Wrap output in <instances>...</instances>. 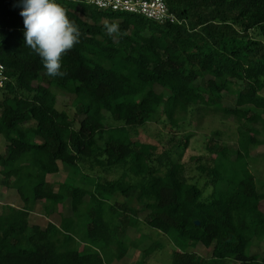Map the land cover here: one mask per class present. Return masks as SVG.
Listing matches in <instances>:
<instances>
[{
  "label": "trees",
  "instance_id": "trees-1",
  "mask_svg": "<svg viewBox=\"0 0 264 264\" xmlns=\"http://www.w3.org/2000/svg\"><path fill=\"white\" fill-rule=\"evenodd\" d=\"M165 1L180 23L58 0L81 35L64 75L51 77L24 45L18 0H0V185L23 203L0 214V264H123L128 232L143 223L170 240L171 264H264L252 252L264 242V193L249 167L264 145V0ZM55 89L74 96L80 122L57 108ZM188 116L231 120L238 135L237 149L212 140L191 178L179 160ZM151 123L165 125L168 150L141 141L137 129ZM62 168L55 189L48 176ZM111 171L122 174L95 175ZM39 205L60 224L32 225ZM164 247L149 240L134 264H153Z\"/></svg>",
  "mask_w": 264,
  "mask_h": 264
},
{
  "label": "rangeland",
  "instance_id": "rangeland-1",
  "mask_svg": "<svg viewBox=\"0 0 264 264\" xmlns=\"http://www.w3.org/2000/svg\"><path fill=\"white\" fill-rule=\"evenodd\" d=\"M155 90L158 93L167 94V91L159 86H156ZM55 92L57 94V108L60 111L67 112L73 119H76V123L78 121L80 122L84 117L79 116L75 118L74 116L76 112L73 105L74 96L65 94L58 89H55ZM224 104L229 106L234 105V98L227 96ZM188 118H190L188 120H191L192 126H187L185 129L187 133L190 132L192 134V139L189 147L185 150L183 156L179 160L181 163L186 165L187 177L191 178L197 176L192 159L207 156L209 154L207 151V146L212 140L225 143L228 146L237 149L238 135L235 123L231 120H225L220 116H188ZM108 123L113 124L114 122L109 120ZM184 124L185 122L183 125ZM186 125H188V123ZM137 132L142 142L158 146L160 152L169 149L168 140L171 136H169L164 124L151 123L143 128L137 129ZM4 143V139L0 137V154L3 155L5 154ZM249 167L259 182L260 192L264 193V145L252 150V157L249 160ZM91 174L94 175V173ZM121 174V171H111L95 175L103 179H117ZM64 178L65 171L63 168L59 174L48 176L49 182L55 184V189L57 188V184L62 182ZM209 192L210 188L206 189L205 195H208ZM4 206H12L19 209L23 207V203L16 190L8 189L7 187L0 185V214L3 212ZM70 215L71 211L69 208L64 210V216L67 217ZM144 216L145 212L143 215H141V220H143ZM30 220L32 225L44 227L48 222L59 225L61 218L59 215H54L50 218H47L42 206L39 205L35 212L31 214ZM141 235L149 237V240H157L161 242L163 246H165L163 251L161 250L156 254L152 262L153 264H171L173 245L171 244L170 240L166 236L149 228L144 223L138 230H129L126 240L131 241V247L126 258L123 260V264L136 263L141 256L142 250L145 249L149 244V240H146L140 247L136 246ZM197 252L204 258L209 259L211 257V251L205 250L204 248H197ZM252 252L253 254L258 255L260 259H263L264 242L255 240L253 242Z\"/></svg>",
  "mask_w": 264,
  "mask_h": 264
},
{
  "label": "clouds",
  "instance_id": "clouds-1",
  "mask_svg": "<svg viewBox=\"0 0 264 264\" xmlns=\"http://www.w3.org/2000/svg\"><path fill=\"white\" fill-rule=\"evenodd\" d=\"M24 24V45L38 55L51 77L63 76V57L80 42L79 27L58 0H18ZM108 36L118 35V25H104Z\"/></svg>",
  "mask_w": 264,
  "mask_h": 264
},
{
  "label": "built area",
  "instance_id": "built-area-1",
  "mask_svg": "<svg viewBox=\"0 0 264 264\" xmlns=\"http://www.w3.org/2000/svg\"><path fill=\"white\" fill-rule=\"evenodd\" d=\"M99 10L142 16L159 24L180 23L172 14L165 0H76ZM7 81L6 69L0 60V88Z\"/></svg>",
  "mask_w": 264,
  "mask_h": 264
}]
</instances>
